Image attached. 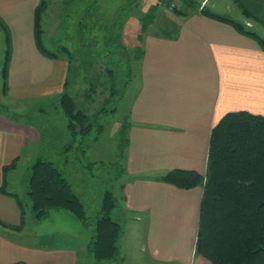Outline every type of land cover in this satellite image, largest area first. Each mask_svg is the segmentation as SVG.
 <instances>
[{"label": "crops", "instance_id": "obj_1", "mask_svg": "<svg viewBox=\"0 0 264 264\" xmlns=\"http://www.w3.org/2000/svg\"><path fill=\"white\" fill-rule=\"evenodd\" d=\"M43 1L42 23H46L55 0H0V26L5 38L7 33L10 38L7 93L14 99H58L64 90L68 60L42 55L35 41V12ZM60 1L64 6L69 0ZM193 1L206 9L211 0ZM239 1L245 11L233 0H219L207 10L240 23L227 16L229 10L236 9L241 24L264 38V0ZM143 5L140 11L147 13ZM223 6L224 11L218 9ZM167 8L160 3L156 6L157 13L167 20L155 17L145 33L140 19L144 14L131 13L137 30L132 31L127 21L123 38L119 34L120 40L125 41L126 35V41H131L129 49L142 50L139 89L126 119L127 180L122 185L123 210L141 236L124 247L118 243L120 264L131 258V251L140 244L151 264H210L195 254L202 188L180 189L159 178L171 170L204 176L210 134L218 121L237 111L264 115V50L258 43L232 25L201 14L200 8L180 14ZM62 15L63 8L57 20ZM156 22L164 24L167 32L155 31L162 30L160 25L155 28ZM41 41L45 47L42 36ZM37 142L38 133L32 125L0 113V188L5 178L6 191L15 194L0 192V222L6 225L0 226V264H77L81 247L88 246L80 244L75 234L57 228L43 233L28 228L25 215L22 229L9 228L21 225L16 199L20 198L10 190L12 175L25 150ZM15 161V167L5 174L3 169Z\"/></svg>", "mask_w": 264, "mask_h": 264}, {"label": "rangeland", "instance_id": "obj_2", "mask_svg": "<svg viewBox=\"0 0 264 264\" xmlns=\"http://www.w3.org/2000/svg\"><path fill=\"white\" fill-rule=\"evenodd\" d=\"M155 1L69 0L66 5L61 6V1L55 0L50 6L47 22L42 23L43 43L49 52L59 57L64 56L70 62L67 91L74 98L77 109H84L90 117L91 128L86 135L73 137L69 133L67 120L58 107L57 99H14L12 93H3V79L0 77V113L15 116L17 121L32 125L38 133L37 145H31L25 150L21 165L12 175L13 183L10 186V190L19 196L24 205L25 223L28 228L42 233L57 228L65 234H75L80 244L88 246L104 194L109 192L116 202L110 217L122 228L120 244L123 247L128 241L132 244L141 236L139 230L137 234L138 228L134 222L129 223L130 216L123 210L122 185L127 180V174L124 172L126 147L123 138L118 137V131L129 117L139 89V61L136 59L138 54L134 52L135 47H131L134 50L129 49L131 41H126V35L125 41H121L119 34L122 33L123 38L127 21L132 31L137 30L136 24L131 22L134 17L131 13L147 16V13L140 11L143 3H148L143 5L147 12L156 8L159 3L165 8L169 7L168 11L174 14L177 11L200 8L199 4L193 9L188 8L183 0H157L158 3L150 4ZM218 1L211 0L206 9ZM62 8L63 15L59 21L57 19ZM201 9L202 7L199 10ZM218 9L224 11L225 8L223 6ZM229 11L227 16L238 19L241 24L242 17L238 11ZM159 14L155 9L154 18L158 21L167 20L162 19ZM159 25L162 30L154 29L155 31L160 34L167 32L166 28H163L164 24L156 22L155 28ZM121 43L127 48L121 47ZM62 47H66L69 54H63ZM4 50L5 33L0 26V63L4 58ZM108 69L113 72L117 90L112 97L109 92L111 81L106 72ZM92 79L95 82L94 90L88 92ZM101 108L106 109V112H98ZM37 158L53 163L62 173L83 205L85 221L76 219L65 210H52L49 217L39 221L33 219L25 192L30 167ZM69 216H72L73 220ZM81 249L83 253L77 264H95L88 247ZM130 257H127L124 264H151L146 259V250L141 244L139 248L131 251ZM110 263L112 264L103 261L100 264Z\"/></svg>", "mask_w": 264, "mask_h": 264}, {"label": "trees", "instance_id": "obj_3", "mask_svg": "<svg viewBox=\"0 0 264 264\" xmlns=\"http://www.w3.org/2000/svg\"><path fill=\"white\" fill-rule=\"evenodd\" d=\"M233 1L245 11L239 0ZM183 2L188 8L198 7L193 0ZM45 9L46 4L43 1L35 12V41L42 55L54 58L57 55L49 52L41 41L43 33L41 23ZM155 9L151 8L147 16L140 18L142 33H145L153 22ZM200 12L232 25L240 33L254 39L264 50V39L247 30L242 24L215 15L205 8ZM180 13L183 12L177 11L176 14ZM262 23L264 25V22ZM5 44L3 66L0 71L3 93L7 92V67L10 59L8 33ZM62 50L69 54L66 47H62ZM134 52L138 54L136 59L140 61L142 50L137 48ZM106 72L111 81L109 92L112 97L117 92L113 81L114 75L111 69ZM93 84L95 85V82L92 79L88 92L94 90ZM67 85L68 78L65 80L61 96L57 99L58 107L67 120L69 133L73 137L86 135L91 128L90 117L84 109H77L74 98L67 91ZM98 112H106V109L101 108ZM128 128V120H125L118 131V137L123 138L126 148ZM15 163L16 161L5 167L4 173L7 174L13 169ZM159 181L180 189L202 188L195 243L196 255L204 257L210 264H264V115L247 111L225 114L210 134L205 175L202 176L195 171L171 170L161 176ZM4 182L6 183L5 178ZM4 182L0 192L7 196H15L6 191ZM26 196L30 202L33 219L36 221L47 217L51 210H65L78 220H86L78 196L51 162L37 158L32 163ZM16 199L21 209V225L9 228L20 230L25 213L22 203ZM115 205L112 194L106 192L88 245L95 264L103 261L120 264L118 242L122 228L110 217ZM0 226L6 225L0 222Z\"/></svg>", "mask_w": 264, "mask_h": 264}]
</instances>
